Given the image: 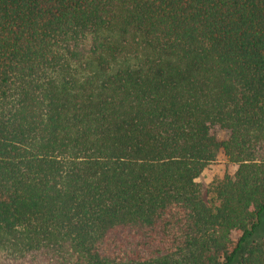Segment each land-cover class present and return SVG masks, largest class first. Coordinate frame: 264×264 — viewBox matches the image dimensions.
<instances>
[{
    "label": "trees",
    "instance_id": "16d2710c",
    "mask_svg": "<svg viewBox=\"0 0 264 264\" xmlns=\"http://www.w3.org/2000/svg\"><path fill=\"white\" fill-rule=\"evenodd\" d=\"M263 215L264 0H0V264H264Z\"/></svg>",
    "mask_w": 264,
    "mask_h": 264
},
{
    "label": "rangeland",
    "instance_id": "374dc122",
    "mask_svg": "<svg viewBox=\"0 0 264 264\" xmlns=\"http://www.w3.org/2000/svg\"><path fill=\"white\" fill-rule=\"evenodd\" d=\"M212 134L217 140H224L227 138V133L219 128H214L212 130ZM235 171V166H232L225 162L222 152H219L218 158L216 161L211 163L207 168L204 169L202 174L197 178V182H199L202 195L206 199L207 198V188L211 181L216 178H220L224 176L226 173L232 174ZM264 228V215H263V224L261 229ZM233 238H236V233L232 234Z\"/></svg>",
    "mask_w": 264,
    "mask_h": 264
}]
</instances>
